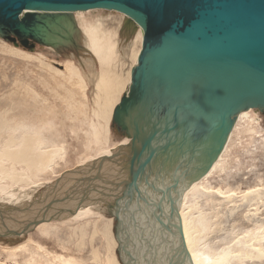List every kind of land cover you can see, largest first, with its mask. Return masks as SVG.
Segmentation results:
<instances>
[{
	"label": "water",
	"instance_id": "water-1",
	"mask_svg": "<svg viewBox=\"0 0 264 264\" xmlns=\"http://www.w3.org/2000/svg\"><path fill=\"white\" fill-rule=\"evenodd\" d=\"M96 9L127 15L144 35L129 93L114 112L131 140L76 169L77 182L101 189L97 202L117 222L119 247L123 225L148 214L165 246L175 239L161 264H193L183 192L212 166L241 112L264 115V0H0V38L55 47L71 36L69 12ZM11 234L20 233L7 228L0 237Z\"/></svg>",
	"mask_w": 264,
	"mask_h": 264
},
{
	"label": "rangeland",
	"instance_id": "rangeland-1",
	"mask_svg": "<svg viewBox=\"0 0 264 264\" xmlns=\"http://www.w3.org/2000/svg\"><path fill=\"white\" fill-rule=\"evenodd\" d=\"M81 17L87 41L103 32L113 36L112 45L121 44L124 15L95 10ZM135 38L127 50L137 56L142 45ZM46 47L36 44L31 50L0 38V207L34 204L61 176L129 140L113 116L125 89L106 117L96 102L98 69L104 65L88 61L83 68L79 59ZM134 61L126 67L128 78ZM74 188L71 196L79 194L80 186ZM181 209L206 259L242 252L229 264H264V257L253 251L257 245L264 250L263 114H250L239 123L215 171ZM91 211L73 219H56L52 213V221L29 234L0 237V264H122L115 218L105 209ZM19 224L20 229L25 225Z\"/></svg>",
	"mask_w": 264,
	"mask_h": 264
},
{
	"label": "bare ground",
	"instance_id": "bare-ground-1",
	"mask_svg": "<svg viewBox=\"0 0 264 264\" xmlns=\"http://www.w3.org/2000/svg\"><path fill=\"white\" fill-rule=\"evenodd\" d=\"M96 10H104L105 12L107 11V12L120 13L115 10H106V9H96ZM88 11H95V10H88ZM88 11L69 12L68 14H71L70 18L72 17L71 19L75 22V25L71 27L72 33L70 30L68 31V34H70L71 36L69 37V39L68 38L60 39L58 45H56L55 47L49 46L46 48L53 50L56 54L60 56H71L73 58L79 59L80 63L82 64L81 65L82 67L83 66L85 67L84 64H86L88 61L99 62L101 63L100 65H104V66L99 67L100 69H98L100 72L99 74L100 76H99V81L96 82L97 84L95 83L96 90L98 91L97 93L98 96L97 98L95 97V99L99 107H100V104H102V108L100 107L99 110H102V114L106 117L110 112H112L113 107L119 101V96L124 91V89H125V91L123 92L124 95L129 93V88L131 85V81L129 79L131 77L128 78L129 74L127 72L128 69L126 67L128 63L133 62L134 59H135L134 61L135 62L134 67H135L138 63V58H139L140 53H137V56H135L133 55V53L129 54L127 49L129 48V46H131L132 42L130 41H131L132 36L136 37L135 40L140 39V43L142 45L144 31L141 28V26L137 24V22H135L133 19H130L127 15L121 13L125 17V21L120 30L121 31L120 33L122 34L121 35L122 37L120 36V38L123 40V41L121 40V44H119L118 42L116 46L112 45L110 41L112 40L113 36H111V34L107 35V33L103 34V32H99L97 34V39L91 38L90 40L87 41L88 33L87 31H85L86 26H84L83 19H82L83 17L81 16L84 15L85 12H88ZM31 12L32 11H26L23 14V16ZM42 13L46 14L44 12ZM124 45L127 47L124 50L120 49L121 47L124 48L125 47ZM117 47H118V51H117ZM131 73H132V70H131ZM126 83H128V85ZM92 84H94L93 81H92ZM250 114H254V115L261 114L262 115L263 113L259 109H253V108L241 112L236 118V122L229 136L228 142L225 144L221 153L216 157L212 166L201 178L194 181V183L190 185V187H188L185 190V192H183L179 214L181 217L186 247L190 254V258L193 264H229L231 262L230 261L231 258H237L242 253L241 252V253H238L237 255H234V257L232 256L231 253H223V255L220 256L219 258H216V259L207 258L206 259L204 256H202L198 252L199 250H197L196 245L193 243L194 237L191 238L192 235L189 232L190 227L183 216V211L181 212L182 210L181 208L184 204L186 197L191 192L198 190L201 184L203 183V181L206 178H209L212 175V173L215 171L217 165H219V162L222 160V156L227 151V147L229 145V142L231 140V137L235 129L238 127L239 123ZM127 139L129 140L126 141L125 143L119 144L116 148L112 149L109 154H104L103 156H100V158L113 156V154L119 150L118 149L119 147L126 146L127 144H129L131 139L129 137ZM90 164L92 163H89L87 165H90ZM81 168L82 167H78L76 169L79 170ZM75 170H71L67 172L68 174H66L64 177L61 176V178L57 180L55 184H53L52 186L53 188L51 191H49L47 194L45 193L46 195L42 194L44 195L42 199L40 198V200L38 201L33 200L35 201L34 204L32 203L23 204L21 202L23 205L20 206L21 207L20 209H18L17 207L13 209L11 205L10 206L3 205L2 207H0V235H2L5 232V229L7 228L11 230L13 233L14 232L20 233L17 235L11 234L9 237H20L23 234H29L34 229H36L40 224L45 223L50 220L52 221L51 216H50L52 215V213L54 214L57 213L56 219H59V218L64 219V218H70V217H72L73 219V218H79V217H83L87 215L88 212H92L91 210L94 207H97L99 210L105 209L107 212H109V207L107 203L97 202V199H99L98 193L101 192V189L100 188L98 189L97 187L89 188L86 186L85 190H83L81 188V184L77 182L78 181L77 179H79L80 177L77 176L78 174H75ZM81 182L85 185L87 183V180H85L84 182L83 181ZM79 186H80V189L78 190V193L80 195L78 194L76 196H71V194L74 193V190L72 189H75L74 187H79ZM203 190L206 191L204 187H203ZM105 192L107 191L105 190ZM60 194H63L64 197L62 195L60 197ZM56 196H57V200H55ZM50 197H53V198L49 200ZM27 201L29 202L30 200H27ZM61 201H63V203ZM60 202L62 204H60ZM15 206L16 205H14L13 207ZM146 211L148 213L150 209L147 208ZM15 222H17V224ZM22 222L25 225H23V227L20 229L18 227L22 225L19 223H22ZM138 222H141L144 225H146L148 229L147 227L146 229H144L145 227L143 228L140 225H138L137 224ZM137 223H135L134 221H131L129 225L128 224L126 226L123 225V229H124L122 233L123 236H121L123 247L121 246L119 247V242L115 234V238L118 242L119 257H120L122 264L123 262L127 260H128L127 262H129L128 264H161L163 263V261L165 260L166 254L170 253L171 247L173 245V240L175 239L171 237L169 244L165 246L163 242H161L160 236H156L157 231H159L158 224L156 222L155 224H153L154 222L150 218L148 219V214L146 215V218L144 216H141L139 220L137 218ZM191 223L189 222V224ZM141 228H142V231H139V229L141 230ZM196 230H197V226H196ZM126 233L127 235H130V236L125 237ZM142 234H147L148 236H145V235L143 236ZM198 240H199V236H198ZM9 249L10 248L8 249L6 248V250H9ZM253 251L257 253V256L259 258L264 257V250L260 245L255 246L253 248ZM249 257H252V255H249Z\"/></svg>",
	"mask_w": 264,
	"mask_h": 264
}]
</instances>
